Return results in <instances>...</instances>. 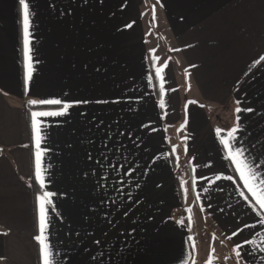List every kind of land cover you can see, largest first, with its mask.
<instances>
[{"label":"crops","instance_id":"obj_1","mask_svg":"<svg viewBox=\"0 0 264 264\" xmlns=\"http://www.w3.org/2000/svg\"><path fill=\"white\" fill-rule=\"evenodd\" d=\"M142 1L28 0L29 80L23 9L0 0V264H41L44 191L54 264H264L261 217L216 132L238 125L264 172V0H158L163 63ZM42 99L72 105L37 117L43 189L32 113L62 105ZM224 109L235 119L219 125ZM192 214L220 259L191 244Z\"/></svg>","mask_w":264,"mask_h":264},{"label":"snow or ice","instance_id":"obj_2","mask_svg":"<svg viewBox=\"0 0 264 264\" xmlns=\"http://www.w3.org/2000/svg\"><path fill=\"white\" fill-rule=\"evenodd\" d=\"M19 4L23 9V22H24V45H25V59H26V68L28 72L26 73V79H31V56L29 55L31 49L29 48V27H30V9L28 0H19ZM155 8H153V12ZM261 60H264V57H261ZM259 63V61H257ZM166 67V65H165ZM99 71V69H97ZM163 69L156 68V75L161 76ZM151 79V77H149ZM161 81L163 83V78L161 77ZM161 90L163 91V86H161ZM89 101H78L77 103H88ZM31 104H44V105H62L61 111H51V112H33L32 113V129L36 135V160H35V179L39 181L40 188L43 189L46 187V178L43 175L42 169V151L40 149V141L42 139L40 134V121L37 117H46V116H61L67 113V110L72 105L66 104L59 99H42V100H32ZM97 103H107V101H97ZM240 101H237L239 104ZM163 107V104H161ZM241 111H249L252 109L249 108H236V112L239 113ZM238 119V118H237ZM240 131L239 126L231 128L227 131V135H221L222 130L217 129V135L221 136L220 143L223 145L225 152L227 153L226 159L231 161L235 165L236 171L239 172L240 179L244 182V187L247 188L248 192L251 193L254 198V202L251 204L252 209L256 212L258 217H261L260 223L264 226V172H260L257 169L256 162H249L248 158L245 154V151L242 147L238 145V139L236 134ZM261 167H264L262 165ZM216 179H220L219 176ZM227 179L231 180L232 177L229 176ZM54 194L51 191H44L42 194L37 196V201L39 205V234L34 237L35 241H37L39 245V255L41 264H54V252L51 244L49 243V238L47 236V228H48V218H47V206L51 205L52 201L50 197ZM241 196H244V193H240ZM197 200H199V194H197ZM246 200L247 196L244 197ZM191 211L190 209L188 210ZM191 219V217H189ZM243 231V230H241ZM96 243H100V241H96ZM244 244L256 245V241L246 239ZM261 245H264V240L261 241ZM259 248L260 252H264V247L260 245H256ZM243 248V244H237V248L235 250V254L237 258L241 257V249ZM214 251V250H213Z\"/></svg>","mask_w":264,"mask_h":264},{"label":"rangeland","instance_id":"obj_3","mask_svg":"<svg viewBox=\"0 0 264 264\" xmlns=\"http://www.w3.org/2000/svg\"><path fill=\"white\" fill-rule=\"evenodd\" d=\"M143 4V8L147 11L150 12L151 9L155 8L154 13H152V18L151 21L147 22V24H151L153 31H152V35H153V42H152V46H153V50H154V55L157 57L158 61H160V63H163L165 61H167V59L169 58L168 55L172 56V51L167 53V49L164 46V43L160 42L161 39H159L158 36V31H159V27L162 25L161 22V16H159V13H157L159 8L158 5V0H143L142 1ZM151 13V12H150ZM148 18V17H147ZM157 38V40H156ZM187 100V102H190L189 97L185 98ZM235 119V113H233L231 110L229 109H224L222 111H218V113H216V122L219 125H223L225 122H231ZM188 174V173H187ZM189 176V182L191 183V176L188 174ZM192 186V183H191ZM207 225L204 222L203 219L199 218V217H195L194 214L191 215V219H190V238H191V244L193 245L194 248H196L198 246V244L201 246V248L207 253L208 256H211L210 259H220V253L221 250L218 247L216 241L212 238L209 230H207ZM214 250V251H213Z\"/></svg>","mask_w":264,"mask_h":264},{"label":"water","instance_id":"obj_4","mask_svg":"<svg viewBox=\"0 0 264 264\" xmlns=\"http://www.w3.org/2000/svg\"><path fill=\"white\" fill-rule=\"evenodd\" d=\"M193 173L191 172V183H192V186H193Z\"/></svg>","mask_w":264,"mask_h":264},{"label":"trees","instance_id":"obj_5","mask_svg":"<svg viewBox=\"0 0 264 264\" xmlns=\"http://www.w3.org/2000/svg\"><path fill=\"white\" fill-rule=\"evenodd\" d=\"M41 108H44V107H41ZM2 151L0 150V153H1Z\"/></svg>","mask_w":264,"mask_h":264}]
</instances>
